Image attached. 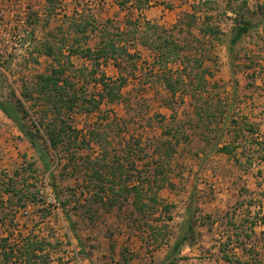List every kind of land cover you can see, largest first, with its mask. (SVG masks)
Wrapping results in <instances>:
<instances>
[{
    "label": "rangeland",
    "instance_id": "obj_1",
    "mask_svg": "<svg viewBox=\"0 0 264 264\" xmlns=\"http://www.w3.org/2000/svg\"><path fill=\"white\" fill-rule=\"evenodd\" d=\"M45 1L38 0L31 13L29 27L39 36L32 39L31 49L19 56H0V97L17 98L32 120L42 118L44 127L52 121L54 113L44 117L34 100L26 101L27 96L22 95L37 96L35 77L56 66L51 57L38 53L48 42L61 61L69 60L68 74L81 96L101 94L98 79L102 73L123 79L124 85L114 102L104 99L92 113L80 109L70 114L69 124L80 136L89 138L90 133L93 141H86L88 145H81L71 134L65 135L58 148H52L46 127L41 128L46 139L40 142L48 152L49 169L27 140L33 154L27 153L30 158L23 166L36 163L37 188H45L49 182L42 198L49 203L52 196L53 201L22 206L14 198L5 204L4 212L17 210L18 226L12 239L31 233L48 238L47 264H90L78 254L79 238L85 247L100 245V237L122 239L124 232L144 235L147 242L155 235L159 239L170 229L168 221L174 212L177 216L188 193L194 191L196 210L205 212L199 214L202 222H217L224 231L240 228L245 232L242 235H249L256 221L257 232L251 235L255 251L264 256L260 234L264 230V150H252L254 138H264V0H132L135 3L126 7L120 3L124 0ZM60 8L66 10L64 15ZM241 16L257 27L230 55L231 29ZM146 22L159 28H150L153 38L171 36L182 46L177 59L157 62L151 48L139 41L130 45L141 35L136 27L142 28ZM205 26L218 28V33L203 31ZM104 28V36L127 43L134 56L121 53L107 68L76 54L70 57V47L84 50L93 46ZM23 80L30 83L27 88ZM1 116H6L2 110ZM28 122L32 123L30 118ZM8 134V129L0 131L1 145L9 143ZM227 144L237 147L235 153L220 150ZM85 157L92 161L101 158L120 180H105V191L96 195L101 182L91 180V168L82 166ZM1 168L3 179L16 170ZM29 175L20 172L16 189L27 187L36 192L35 183L26 186L21 181ZM111 181L117 189H125V195L110 192ZM136 186L141 192L138 204ZM8 233L1 226L0 238ZM128 249L122 251L126 260L131 253ZM258 253L253 258L259 260ZM109 259V263L115 262Z\"/></svg>",
    "mask_w": 264,
    "mask_h": 264
},
{
    "label": "trees",
    "instance_id": "obj_2",
    "mask_svg": "<svg viewBox=\"0 0 264 264\" xmlns=\"http://www.w3.org/2000/svg\"><path fill=\"white\" fill-rule=\"evenodd\" d=\"M124 1L125 2L120 1V3L124 7L131 3L141 2V0H133L135 2H132V0ZM210 1L211 0L204 2L210 3ZM245 3L247 4L246 1ZM193 7L194 9L198 8V6L195 4H193ZM140 8L142 9V7ZM207 17L208 16H205V18ZM135 24L137 23L135 22ZM256 27L257 24L252 23L243 16L235 21L231 29V34L228 42L230 55H234L236 46L247 36H250ZM150 28L156 29L155 31L159 29L157 25H152L149 22H146L145 26L142 28L136 27V29H138L137 31L141 32V35L139 37H137L136 35V38L133 40V42H131L130 45L135 46V41H139V43H142L144 46L151 48V50L154 52V56L157 62H168L172 59H177L180 55L179 50L182 49V46L179 45L174 39H172L171 36L158 35L156 36V38H153V36L149 34ZM206 30L214 34L218 33V28L216 27L208 30V26H205V29H203V31ZM106 31V28L101 31V38L96 47L92 48L88 46L87 48H84V50H82V48H79L78 46H72L69 49L70 54H76L86 57V59L90 61H96V66L100 65V60L103 63L108 62L110 59L117 60V56L121 53L127 54L129 57L134 56L133 53L130 52L127 43L123 44V42H121L120 44L117 42V39L115 37H111L108 34H106L107 36H104V33ZM38 53L45 54L51 57L56 62V66H53L49 73H40L35 77L36 80L34 83L36 85L35 89L37 92V96H33L32 94L30 95L27 92H22V95H24L25 97L27 96L26 101L34 100L37 108L40 111L44 112V117H48L49 115H52V113H54L52 115V121L45 126V134L52 148H58L61 144H63L65 135L71 134H73L74 138L76 137L78 138V140L80 139L81 145H88V142L86 141H93L90 138V133L89 138H87V135L80 136L78 130L75 131L71 124H69L70 114L80 109H85L88 113H92L95 109H98L100 107V103L104 99H108L109 102H114L121 95V90L124 85L123 79L112 80L110 78H107L105 73H102L98 79V82L102 84L101 94L81 96L78 90L75 89L76 84H74V82L70 80V76L68 74V69L70 67L68 65L70 63L69 60H67L66 62L61 61L54 53V47L49 44V42L46 43L44 45V48H41ZM60 54L62 55L61 52ZM80 71L84 72L83 70ZM96 72L97 71L95 68L92 69L93 75ZM29 84L30 83L27 80H23V87L27 88ZM167 85L175 92V88L173 87V84L169 79H167ZM88 103H91L90 108L88 107ZM25 107L26 106L21 104V102L17 98L8 97L3 99L0 97V110H2L19 126L24 136L36 147L38 151L37 153L39 154L44 167L46 169H49L50 164L48 159V152L43 148V144L40 142V139H46L45 136L41 134V128L44 127V123L42 121V118L41 121L39 120L37 122L35 121L36 118H33L32 120L30 113ZM29 118L32 121V125L28 122ZM32 126L35 129L32 128ZM248 129L249 132L254 131L252 128ZM254 142L255 144H252L253 151L264 150V138L262 140H255L254 138ZM95 143L100 144V141L97 140L95 141ZM236 149V146H229L228 144L220 148V150L225 153H235ZM234 157L237 161H239V158H237L236 154ZM251 157L252 156H248V159H250ZM100 159L101 158L92 161L90 157H85L81 161L82 166H84L85 168H91V180H97L101 182L98 187L99 192H97L96 195H99L100 192L105 191V180H120L116 178V173H114V171L112 172L108 170V168L112 167L109 166V164L102 162V160ZM21 171L29 172L30 177L23 178V180L21 181H23L24 185L26 184V186H28L29 183H31V186H34L35 183V193L31 192V190H29L30 188L27 187H25L24 189H16L15 184L17 183V178ZM108 171L110 172V174H107ZM37 179H39V176L36 170V163L33 161L28 162L26 166H22L20 169H16L13 174L6 173L3 179L5 181H2L0 183V203H2L1 205L3 206V208H5V204L12 202L14 198L17 199L18 203H22V206H27L28 203H45L46 201L42 198L43 196L40 192V188H37ZM108 189L112 193H119V196L125 195L126 193V190L123 188L117 189L115 182L113 183V185L108 186ZM135 189H137V196L135 201L136 204H138V201L141 199V192L139 191L138 186H136ZM116 200L117 198H114L113 201ZM62 205L65 209L66 205H64L63 203ZM169 209L170 207L166 208V210ZM14 212H17V210H13L12 213L4 212L2 210L0 213V222L3 224L6 223L9 229V233L1 237L0 240V264H47L50 257V252L46 247L47 244L50 243L47 242L48 238L31 233L18 234L19 239H12V235L15 232L14 230L18 226L16 224V214ZM255 223L256 221L253 222V224ZM195 226L196 218L195 214L193 213L191 201L186 210L185 219L181 228L182 231L178 240L179 243H183L185 241L193 242L196 231ZM80 241H82L81 238H79V244ZM78 254L85 256V252L82 246L81 248H79ZM163 264L168 263L163 262Z\"/></svg>",
    "mask_w": 264,
    "mask_h": 264
},
{
    "label": "crops",
    "instance_id": "obj_3",
    "mask_svg": "<svg viewBox=\"0 0 264 264\" xmlns=\"http://www.w3.org/2000/svg\"><path fill=\"white\" fill-rule=\"evenodd\" d=\"M98 43L99 41L93 46L87 45L86 48L88 46L94 48ZM69 55L70 57L72 56L70 52ZM81 58L90 62L86 57L81 56ZM109 61L99 66L107 68L106 66ZM99 63H101V60ZM110 79L113 80L115 78ZM6 129H8L9 134L6 135L5 138L9 139V143L6 146L0 144V169H2L1 167H7V169H11V167L20 169L26 164V159L30 158L27 153H29V155L33 154L32 149L29 148V140L24 136L19 126L7 115L5 117H0V131H5ZM7 169L4 171H10ZM1 179L3 178L0 172V183L5 181ZM180 193H182V191H180ZM195 196L196 194L194 191L188 193L184 208L179 209V211L177 210L179 213L177 216L176 211L174 212V217L170 218L168 221L171 224L170 229L167 233H163L159 239H157L155 235L156 237L154 236V238H151V240L147 242L144 240V235L136 237L133 235L130 236V234L124 232L121 237L122 239L117 238V240H115L110 239V237H100L98 240L101 243L97 246L89 245L85 247L80 241L79 248H81V246L83 247L85 252V263L111 264L109 263V258H111L115 261L112 264H163V262L168 264H264V256L262 253L255 251L257 250V245H255L251 235L257 232V222L253 225L252 229H250L251 234L249 235H242L245 232L242 233L240 228L232 230L229 227L230 230L224 231L222 230L223 226H218L217 222H202L199 214H204L205 212L198 208L196 210V206H194L196 203ZM191 201L193 213L196 218L195 238L193 242L185 241L179 243L178 240L182 231V224L185 219L187 207ZM2 209H4L3 206L0 208V213ZM207 211L211 212V210ZM1 226L4 230L8 229L6 223L3 224L0 222V228ZM260 234H263L264 238V230H261ZM5 235L6 234H3L1 237ZM124 247H128V250L131 252L127 260L122 256ZM257 253L259 255V260L252 256ZM254 260L258 262H254Z\"/></svg>",
    "mask_w": 264,
    "mask_h": 264
},
{
    "label": "built area",
    "instance_id": "obj_4",
    "mask_svg": "<svg viewBox=\"0 0 264 264\" xmlns=\"http://www.w3.org/2000/svg\"><path fill=\"white\" fill-rule=\"evenodd\" d=\"M37 1L0 0V56H19L31 49L32 39L39 37L38 32L29 27L31 13ZM58 11H61L62 15L66 13L64 8ZM49 188L50 184L46 182V187L40 189L41 194ZM49 201H53L52 196H49Z\"/></svg>",
    "mask_w": 264,
    "mask_h": 264
}]
</instances>
